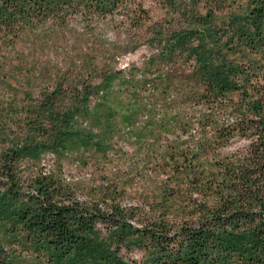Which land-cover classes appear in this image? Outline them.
Returning a JSON list of instances; mask_svg holds the SVG:
<instances>
[{
    "label": "trees",
    "instance_id": "obj_1",
    "mask_svg": "<svg viewBox=\"0 0 264 264\" xmlns=\"http://www.w3.org/2000/svg\"><path fill=\"white\" fill-rule=\"evenodd\" d=\"M145 1L0 0V264H264V0Z\"/></svg>",
    "mask_w": 264,
    "mask_h": 264
},
{
    "label": "rangeland",
    "instance_id": "obj_2",
    "mask_svg": "<svg viewBox=\"0 0 264 264\" xmlns=\"http://www.w3.org/2000/svg\"><path fill=\"white\" fill-rule=\"evenodd\" d=\"M144 4H145L146 8H148L151 11L152 16L155 19H158V18L164 16L165 10H163V8L160 5H158L155 0H146ZM130 60H132V61L138 60V56L130 57ZM4 145L1 144L0 146H4ZM47 158L48 159H46L44 161V164L48 166L47 168H50V166L52 165L51 159L49 157H47ZM79 175L86 177L87 174L85 172H83V173H79ZM131 257L135 260H138V261H140L142 259V255L140 253H135Z\"/></svg>",
    "mask_w": 264,
    "mask_h": 264
}]
</instances>
